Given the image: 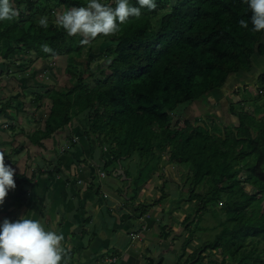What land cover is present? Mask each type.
Returning a JSON list of instances; mask_svg holds the SVG:
<instances>
[{
	"label": "trees",
	"instance_id": "16d2710c",
	"mask_svg": "<svg viewBox=\"0 0 264 264\" xmlns=\"http://www.w3.org/2000/svg\"><path fill=\"white\" fill-rule=\"evenodd\" d=\"M104 3L115 7L116 0ZM130 3L139 6L136 0ZM86 4L87 0H13L19 16L0 22V116L9 117L15 106L14 99L4 94L9 89L6 78H17V87H22L20 108H49L43 130L30 135L18 126L19 117L12 118L10 130L25 132L33 145L59 135L63 128L72 130L77 122L83 124L84 136L86 130L101 140L92 159H105L106 149L113 165L123 168V161L138 155L150 172L157 170L159 162H170L178 179L184 178L177 188H189L191 204L185 224L193 215L199 222L208 212L226 217L214 240L198 238L195 243L189 236L187 242L194 249L179 264H264L260 248L264 240V94L253 99V109L247 108L246 96L244 103L230 102L228 114L238 119V125L224 126L207 109L212 93L224 88L231 75L249 72L256 52L264 55V32L251 31L246 0H156L155 9L142 8V16L129 18L115 35H101L83 45L84 37L68 36L56 18ZM42 16L48 17L47 29L38 25ZM242 19L248 28L239 25ZM42 43L49 44L54 54L42 52ZM52 60L60 64H42ZM63 64V73L57 72L67 77L65 82L55 80L52 71ZM261 74L259 80L264 83ZM46 78L53 84H44ZM195 104L202 113L195 114ZM215 104L218 109L221 103ZM23 148L12 147V156ZM36 176L35 172L14 176L20 190L9 192L1 212L25 210ZM168 178L174 181L171 175ZM168 178L162 183L161 200L169 198ZM222 201L225 207L216 211ZM86 228L84 237L90 235Z\"/></svg>",
	"mask_w": 264,
	"mask_h": 264
},
{
	"label": "crops",
	"instance_id": "0c3cea01",
	"mask_svg": "<svg viewBox=\"0 0 264 264\" xmlns=\"http://www.w3.org/2000/svg\"><path fill=\"white\" fill-rule=\"evenodd\" d=\"M259 56L262 57V55ZM253 58L252 69L241 75L246 78L245 85L251 84L252 81L257 84L256 95L264 94V85L261 86L264 83L259 80L261 73H264V59L256 77ZM6 82L9 89L4 91V94L14 99L15 106L12 109L20 118L18 126L27 132L28 128H33L30 127V124L35 122L38 124V128L43 130L44 118L49 112V108L36 110L35 107L29 105L20 108L22 104L20 101L22 102L23 99H21L22 87L16 85L18 79L6 78ZM233 87L236 88L237 95L248 90L246 86L239 90L238 85ZM18 96L20 99L17 98ZM228 99L230 100L229 97ZM46 100L48 99L44 101ZM230 102H227V105ZM248 105L247 103L246 106ZM38 111L39 113H37ZM26 114L35 120L25 123L21 117ZM10 115L11 112H9ZM4 119H6L4 116H0V137L2 135L0 152L5 154V163H11L16 168V174L26 173L31 176L35 172L37 176L30 187V200L25 210L21 209L5 214V212H1L7 206L5 201L4 205L0 206L1 221L4 218L16 220L26 215L28 218L40 220L47 230L62 233L64 239L61 241V245L67 254L66 264H99L101 259H105L106 264H179V262L187 260L194 246L188 244L184 249L185 235L179 236L180 230L176 229L180 225L182 228L187 225L182 220L184 214L186 215L188 212L181 206L173 207L171 204L175 201L174 198H171L175 190L171 192L166 187L165 191L170 197L166 204L167 199L161 200V196L164 194L163 182H161V186L156 187L155 180H153L151 181L153 195L146 197L145 202L139 201L138 195L146 187H139L138 192H135L129 180L130 174L121 177V171L119 173L112 172L116 166L113 165L112 156L108 150H104L105 159H92L95 155L94 149L97 150L98 145L93 144V147L88 145L83 132H81L83 125L81 123L74 122L75 127L72 130L66 127L63 138L59 135L54 136V134L51 138H42L41 145L31 144V148H28L26 140L31 142L28 135L26 136L25 132L22 133L19 129L15 133L10 128L4 130L1 124H4V128L5 124H8L2 122ZM72 131L74 137L70 139ZM22 134L24 135V144L18 139ZM68 141L69 143H66ZM18 145L23 146V150L20 154L12 156L10 149ZM71 150L72 152L69 153ZM31 154H33L34 166L37 170H34L33 166L28 167L26 162L31 158ZM99 154H103L101 150ZM83 159H88L89 163L83 162ZM58 161L61 162V166H58ZM105 162L112 164L107 168L104 166ZM136 163L132 160L131 164L136 165ZM56 167L59 168L57 173L50 174L49 171ZM84 168L87 171L85 170L86 172L81 175L80 171ZM39 170L41 171L40 175H38ZM101 171L106 172L105 177L100 175ZM155 173H158V170L153 172V174ZM109 174H112L114 178H108ZM170 175L175 176V170L172 174L167 173V177ZM68 178L73 179L72 184L68 183ZM170 183H175V180L170 179ZM20 187L17 186L15 191L18 192ZM95 188L97 189L95 190ZM179 190L176 187L177 193ZM159 192L162 194L161 196ZM189 203L190 201H188V205ZM147 204H151V206L148 207ZM117 210L119 213H116ZM13 212L14 214L11 215ZM164 212L167 219L163 218ZM87 220L90 222L85 225ZM84 226H87L86 229L90 233L86 237H84ZM160 227H163L166 232L163 236L160 235L163 232ZM206 258V261L209 260L208 257Z\"/></svg>",
	"mask_w": 264,
	"mask_h": 264
},
{
	"label": "clouds",
	"instance_id": "9594fccd",
	"mask_svg": "<svg viewBox=\"0 0 264 264\" xmlns=\"http://www.w3.org/2000/svg\"><path fill=\"white\" fill-rule=\"evenodd\" d=\"M246 2L251 10V31L264 32V0ZM136 4L139 6H134L130 0H116L115 7H112L104 0H87L86 6H74L58 14L56 24L68 36L84 37L80 43L87 45L98 36L118 33L120 26L129 18L142 16V8H156V0H136ZM18 16L19 10L13 6V0H0V22H10ZM38 25L47 29L48 17L42 16ZM239 25L248 28V22L243 19ZM40 48L44 53L54 54V49L47 43H42ZM101 173L106 176L105 171ZM15 175L16 168L11 163H5V154L0 152V206L4 205L6 196L17 186ZM63 239L62 233L47 230L38 219L26 215L16 220L4 218L0 221V264H66L67 254L61 245ZM105 261L101 259L99 264H106Z\"/></svg>",
	"mask_w": 264,
	"mask_h": 264
},
{
	"label": "rangeland",
	"instance_id": "374dc122",
	"mask_svg": "<svg viewBox=\"0 0 264 264\" xmlns=\"http://www.w3.org/2000/svg\"><path fill=\"white\" fill-rule=\"evenodd\" d=\"M263 59H264V56L260 57L259 55H255L253 58V60L255 62V66H256V68H255L256 77L258 76V73H259L258 69H260L261 62L263 61ZM54 62H56L57 64L58 63L60 64V62H58L57 60L56 61L52 60L51 63L45 62L42 64L43 65L49 64L48 66H50V65L54 66L55 65ZM63 66H64V64L59 65L58 67L56 66V68H54V70H52L53 73L56 75V76L54 75L55 80L59 79L61 82H65L67 80L66 76H63V74H59L57 72V71H59V72L63 73V71H64ZM57 77H58V79H57ZM245 79L246 78L239 73L233 74L229 77V82L227 83L226 87L222 88L218 92L211 94V102L212 103L210 102L207 109L209 112H215L217 114V117L222 121V124L224 126L228 125V124L236 125L238 123L236 118H234L228 114L227 102L231 101V102H235L237 104L238 102L242 101L244 103L245 100L243 99V96H246L247 97V103L249 104L247 108L253 109V105L251 103H253L254 102L253 99H256V97H257V95L255 93L257 84L254 81H252L251 84L245 85V83H244ZM247 81H250V79H247ZM44 84H53V81H51V79L46 78ZM234 85L235 86L238 85V90L243 86H246L248 88V90L246 92L242 91L240 94L238 93V95H237L235 92L236 88L233 87ZM228 97L230 98V100L228 99ZM17 98L20 99V96H18ZM46 102H48V100H46ZM21 103L22 102L20 101V104ZM215 103H221L220 107L218 109L215 107V105H216ZM193 107H194L195 114L202 113V110L200 109L199 105L195 104V105H193ZM224 109H226V110L223 112L222 110H224ZM37 113H39V111ZM14 117L17 118V113L12 109L11 115L2 121V122H7L8 124H5V126H6L5 128L3 127L4 124H1V127L4 130H8L9 126L11 125L12 118H14ZM258 117L260 118V116H258ZM21 118L25 123H27L29 120H31L32 117L29 116V114H26L25 116L23 115ZM30 125H31L30 127H33V128L27 129L29 134L32 131L39 129L38 124L35 122H32ZM84 131L86 133L84 137H85V140L88 143V145L89 146L91 145L93 147V144H96V145H98V148H100L99 143L101 142V140L96 138L98 135L90 133V131H87V132H86V130H84ZM64 133H65V128L59 130V136L61 138L65 137ZM1 137H2V135H1ZM1 137H0V140H1ZM18 139L20 140V142L22 144H24L25 140H24L23 134H22L21 138H18ZM26 142H27L28 148H31L32 142H29L28 140H26ZM66 143H69V141ZM18 146H20V145H18ZM73 148L75 149L76 147L74 146ZM1 149H2V145L0 144V151H1ZM94 151H95V153L97 152L96 149H94ZM71 152H72V150L69 151V153H71ZM138 159H139L138 155H135L134 157H130V159L123 161V163H122V165L124 166L123 168L121 165H117L116 168H114V170H112V172L119 173L121 171V173H120L121 177L124 176L125 174H127V175L130 174L131 178L129 180L131 181L132 189H133V191L135 190V192H138L139 187H143V186L146 187V189H143L138 195V200L141 202L142 201L145 202L146 197L151 196L154 193L153 186L151 185V181L155 180V186L156 187L161 186V182H165L167 180L166 178H168L167 173L169 172L170 174H172L174 169L172 168L173 165L168 161L161 162V163L159 162V165L157 167L158 173L153 174V172H150V169H148L145 162H143L141 160H139L137 162ZM132 160L134 161V163L137 162L136 165L131 164ZM26 162L29 165L28 167L33 166L34 170L35 169L37 170V168L34 166L35 164L33 161V154H31V158H29V160H27ZM154 166H156V165H154ZM85 170L87 171L86 168H84L80 171L81 175H83L84 172H86ZM107 171H111V170L107 169ZM100 175L105 177L104 173H101ZM171 176L175 180V183L172 184V183L168 182V184L166 186V187H168V189L171 190V192H173V190H175V193L171 196V198H174L175 201L172 202L171 204L173 205V207H179L181 205L182 208L187 209L188 200H189V191H188L189 188L185 187V189L179 190V192L177 193L176 187H178V185H180V183L184 181V178H182V176H181V178L178 179L179 174H177V173H175V176H173V175H171ZM108 178H114V176L112 174H109ZM37 182H38V180H37ZM45 189H46V187H45ZM96 189L97 188H95V190ZM203 190H205V189H203ZM159 195L161 196L162 194L159 192ZM169 200H170V197L165 201V203L167 204V202ZM147 205H148V207L151 206V204L150 205L147 204ZM168 205H166V206H168ZM224 207H225V202L222 201L216 205V211H219L220 209H222ZM165 212H166V210H165ZM165 212L163 214L164 215L163 218L167 219ZM116 213H119V211L117 210ZM13 214H14V212L11 215H13ZM184 219H185V214H184L182 222L184 221ZM193 220H195V221H194V224L191 226V223ZM224 220H226L225 216H217L216 217L213 215V213L208 212L202 216V218L199 222H197L195 219V215H193L192 219L190 218L189 222L186 223L187 225L189 224L188 227H186L187 225H185V227L182 228V225H180V227L176 228V229L180 230L179 236H182L183 234L185 235V242H184L183 248H184L185 244H186V247L188 244H190L187 242V238L189 236L194 238L195 243H198L197 242L198 238L200 239V241H203V242L214 240V238L216 237V234L219 233V231L222 229L221 222ZM91 228L92 227L90 226V229ZM163 229H164L163 227H160V230L163 231L160 234L162 236L165 235V233H166V232H164ZM184 229H185V231H184ZM179 244H180V242H179ZM260 248L264 249V240L262 241ZM179 249H181L180 246H179Z\"/></svg>",
	"mask_w": 264,
	"mask_h": 264
}]
</instances>
